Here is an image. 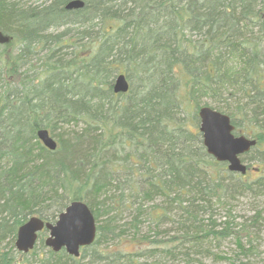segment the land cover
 Returning <instances> with one entry per match:
<instances>
[{
    "label": "trees",
    "instance_id": "16d2710c",
    "mask_svg": "<svg viewBox=\"0 0 264 264\" xmlns=\"http://www.w3.org/2000/svg\"><path fill=\"white\" fill-rule=\"evenodd\" d=\"M68 1L0 0L9 37L0 43V264L35 263L12 254L19 227L32 216L54 223L74 200L96 218L94 243L78 257L49 248L35 264L176 258L185 244L205 254L208 243L232 234L237 254L249 255V228L264 224L263 206L244 230L246 243L230 220L217 230L203 214L237 195L264 203V0H84L67 9ZM120 73L131 83L126 93L113 89ZM202 102L228 113L236 133L256 138L247 155L260 161L254 178L232 174L207 152ZM40 128L57 136L55 150L41 142ZM157 196L163 202L145 209ZM131 208L136 232L149 212L156 236L140 241L156 246L105 249L124 235L120 215ZM164 219L178 235L158 237ZM191 253H182L187 264Z\"/></svg>",
    "mask_w": 264,
    "mask_h": 264
},
{
    "label": "water",
    "instance_id": "95a60500",
    "mask_svg": "<svg viewBox=\"0 0 264 264\" xmlns=\"http://www.w3.org/2000/svg\"><path fill=\"white\" fill-rule=\"evenodd\" d=\"M84 0H70L67 9L84 7ZM264 18V10L262 13ZM9 37L0 29V43H7ZM130 82L126 74L120 73L114 81L113 89L116 93H126ZM200 119V133L207 152L219 162H226L228 169L245 174L247 164L241 155L251 151L257 145L255 138L246 135H236L231 117L210 105H203L198 111ZM39 139L50 150L57 148V140L47 128H40L37 132ZM44 228L49 230L45 243L54 251L65 249L73 256H80L83 247L91 245L97 237V221L83 200L72 201L56 222H45L39 216H32L23 223L17 232L16 248L22 252H29L36 245L38 233Z\"/></svg>",
    "mask_w": 264,
    "mask_h": 264
},
{
    "label": "rangeland",
    "instance_id": "374dc122",
    "mask_svg": "<svg viewBox=\"0 0 264 264\" xmlns=\"http://www.w3.org/2000/svg\"><path fill=\"white\" fill-rule=\"evenodd\" d=\"M31 1L36 2V4H40L44 0H31ZM118 98L124 99L123 97H118ZM202 106H203V102L201 103L200 108ZM200 108H199V110H200ZM182 114L187 117L189 122L193 123V120H192L190 115H186V113H182ZM226 114H228V113H226ZM240 124H241L240 131H242L245 123L241 122ZM70 127H72V126L69 125L68 127H66V129H68ZM76 127H78V126H75V128ZM76 129H79V127ZM59 131L57 130V133ZM242 133H243V135L250 136L248 134H245L243 131H242ZM53 137L57 140V147H58V138L55 135ZM250 137H252V136H250ZM254 148H252L251 151ZM251 151L249 150V151L245 152L243 155H241V158H243L244 163H248L247 164L248 166L250 165L249 166V170H250L249 171V173H250L249 177L254 178L256 176V173L258 172L255 165L259 164L260 161L257 159L247 160L248 159L247 155ZM230 172L232 174L237 173V172H233V171H230ZM263 200H264V198H260V202ZM228 201H229V204L214 205V209L212 212V218L218 224V226L216 225L217 227L216 226L215 227L218 230L223 226V223L226 220H230L231 226L235 230H237V231L241 230L239 233L242 234L243 242L246 243L248 238L246 237V231H244V230L248 229L249 227H247V226L251 222H253L252 220H254L253 217L255 215L256 208L259 209L262 206L264 207V203L261 205H258L257 201L255 202V199L253 198L252 194L241 195V196L237 195L234 199L229 198ZM162 202H163V199L157 196V197H155L154 201L147 202L144 205V208L149 209L152 205H156V204H159ZM136 213H137V211L134 208L126 209V210L122 211V213L120 215V217L122 218L121 221L124 223L126 222L127 225H123L121 228H125L126 231L122 237H119L114 242L105 243L103 245V247L105 249L111 248L113 245L114 247H118L120 249H122V248L126 249V247H127L130 249V251H133V250H136L137 248H139L135 244L139 245V244H146L147 243L149 247H155L156 246V245L149 243L147 241H143V242L140 241V239L143 235L150 234V236H153L152 238H154L156 236L155 233L157 232V230L155 229V227L153 226V224L150 221V217L148 216V213H149L148 211L145 214H143V216L140 217L141 222H140L139 227H138V229H139L138 232H136L133 228H131V226L128 225L130 220L132 219V217ZM262 213L264 214V211ZM209 214L210 213H208L206 211L205 214H203V216L205 218H208ZM173 216H174V214H172L171 217H173ZM171 226H172L171 222L168 219H164V222L162 223L161 228H160V230L162 231V234L159 235L158 237H162L163 235H165L164 238L169 239L171 236L178 235L179 234V232H177L178 228H174V225L171 228ZM169 228H171L172 231H171V229L169 230ZM165 232H166V234H165ZM249 232L251 233V238L253 239V245L255 246V248L253 247V251H251V253L249 255L237 254V253H240V251L236 245L235 236H234V234H232V235H229L225 238L219 239L217 241H213L210 244L208 243L207 249L210 251H206L205 254L195 253L192 251L191 246H188L185 244L184 247L185 246H188V247L184 248L183 245L179 247L182 249L184 248V250H178L179 248L174 250V254H176V258H173V256L167 255V256L163 257V259H161L160 257L158 258V257H150V256L143 255V256L138 257L136 259V262L133 261L130 264H187L186 258H182V253L185 254V252L186 253L188 252L189 254H190V252H192L191 255H189V257L191 259H194V261H192L191 264H242V263L264 264V224L261 226H259V225L251 226V229L249 228ZM44 233H45L44 237L46 238L49 235V230L44 231ZM12 244L13 243H11L10 239H6L4 246L6 247V249H11ZM14 245H15V242H14ZM144 246L145 245H141V247H144ZM48 249H49V247L46 244H42L41 241H37L34 249H32L31 252L26 253V256H27V258L33 259V261L36 263L35 258L37 257V254H40V253L44 254ZM17 251L18 250L15 246L13 248L12 254L14 256H16L17 258L18 257L21 258V256H19ZM230 256L234 257L235 261L234 260L230 261L228 259ZM221 257H224V258H221ZM27 258L25 259V262L28 263ZM35 263H33V264H35Z\"/></svg>",
    "mask_w": 264,
    "mask_h": 264
},
{
    "label": "bare ground",
    "instance_id": "6f19581e",
    "mask_svg": "<svg viewBox=\"0 0 264 264\" xmlns=\"http://www.w3.org/2000/svg\"><path fill=\"white\" fill-rule=\"evenodd\" d=\"M49 150H50V149H49ZM180 203H181V201H177V202H176V204H178V205H179ZM182 203H183V201H182ZM168 207H169L168 209L172 212V214H174L173 212L176 211V206H175V205H169ZM208 207H209V206H207V212L210 213V214H209V218H212V215H211V214H212V212H213V209H212V210H211V208L208 209ZM31 251H32V249H31L29 252H31ZM19 252H22V251H19ZM29 252H22V253H23V254H26V253H29Z\"/></svg>",
    "mask_w": 264,
    "mask_h": 264
}]
</instances>
